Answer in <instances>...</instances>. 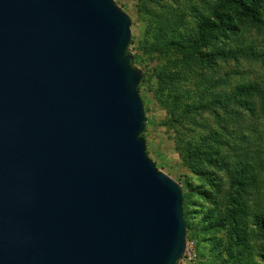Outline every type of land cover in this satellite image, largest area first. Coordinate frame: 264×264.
Returning a JSON list of instances; mask_svg holds the SVG:
<instances>
[{
    "label": "water",
    "instance_id": "1",
    "mask_svg": "<svg viewBox=\"0 0 264 264\" xmlns=\"http://www.w3.org/2000/svg\"><path fill=\"white\" fill-rule=\"evenodd\" d=\"M130 16L0 0V264H177L181 184L146 152Z\"/></svg>",
    "mask_w": 264,
    "mask_h": 264
},
{
    "label": "trees",
    "instance_id": "2",
    "mask_svg": "<svg viewBox=\"0 0 264 264\" xmlns=\"http://www.w3.org/2000/svg\"><path fill=\"white\" fill-rule=\"evenodd\" d=\"M137 11L131 64L160 60L138 90L155 77L180 166L198 179L182 184L188 238L203 264H264V0H139ZM243 61L262 76L242 78Z\"/></svg>",
    "mask_w": 264,
    "mask_h": 264
},
{
    "label": "rangeland",
    "instance_id": "3",
    "mask_svg": "<svg viewBox=\"0 0 264 264\" xmlns=\"http://www.w3.org/2000/svg\"><path fill=\"white\" fill-rule=\"evenodd\" d=\"M114 1L119 7H121L122 10H124L130 16L131 36L134 37L135 41L129 47V51L131 53H135L136 51L135 48H137V38L143 33V30L145 28V23L143 20H141L137 11L139 0H114ZM183 3L177 5L178 10L181 9ZM154 64H160V60L148 63L147 65H145V63L143 62L142 63L137 62L136 67L140 68L144 73V70L152 66H155ZM233 66L234 63L232 61H228L226 63L220 62L219 65V68H221L220 73L224 71H228ZM240 67L248 70L247 74L242 78L254 79L256 76H262V70L259 68V65L255 63L252 64L243 61ZM233 78H239V77H233ZM155 85H156L155 77L149 75L147 83L144 86H142L139 90V94L141 98L143 97L142 100H143L144 111L146 116V121H145L146 131L143 137L146 143L147 154L150 156L152 160L156 162V165L159 169L163 170L177 181L178 179H180L182 182V183L179 182L181 186L186 176L193 183H197L198 182L197 177L186 168L180 166L181 159L180 156L178 155V152L175 149V143L173 139L174 133L172 129H169L164 125V118L166 111L162 109V107L153 99L150 92L151 88H153ZM192 197L193 199H197L194 196ZM188 239H191L195 242V240L192 238H188ZM256 242H257L256 244H259L260 242H264V239L263 238L259 239ZM199 259L202 263L201 258Z\"/></svg>",
    "mask_w": 264,
    "mask_h": 264
},
{
    "label": "built area",
    "instance_id": "4",
    "mask_svg": "<svg viewBox=\"0 0 264 264\" xmlns=\"http://www.w3.org/2000/svg\"><path fill=\"white\" fill-rule=\"evenodd\" d=\"M177 264H202L196 250V244L191 239H186L185 250Z\"/></svg>",
    "mask_w": 264,
    "mask_h": 264
}]
</instances>
